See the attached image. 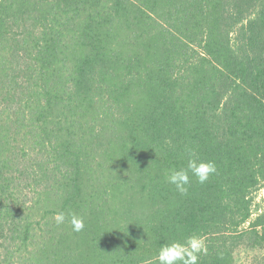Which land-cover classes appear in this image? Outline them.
Returning <instances> with one entry per match:
<instances>
[{
	"label": "trees",
	"instance_id": "16d2710c",
	"mask_svg": "<svg viewBox=\"0 0 264 264\" xmlns=\"http://www.w3.org/2000/svg\"><path fill=\"white\" fill-rule=\"evenodd\" d=\"M263 188L264 0H0V264H264Z\"/></svg>",
	"mask_w": 264,
	"mask_h": 264
},
{
	"label": "clouds",
	"instance_id": "9594fccd",
	"mask_svg": "<svg viewBox=\"0 0 264 264\" xmlns=\"http://www.w3.org/2000/svg\"><path fill=\"white\" fill-rule=\"evenodd\" d=\"M186 166L171 169L167 175V183L174 186L181 195H187L194 177L196 182L203 185L217 173L214 161L201 159L195 149L186 146ZM57 225L67 221L72 226V231L79 233L85 229L84 217L75 213L58 212L54 216ZM121 232V231H120ZM208 252L207 244L202 235L192 234L183 240L174 239L162 244L156 255L158 264H198L201 255Z\"/></svg>",
	"mask_w": 264,
	"mask_h": 264
},
{
	"label": "rangeland",
	"instance_id": "374dc122",
	"mask_svg": "<svg viewBox=\"0 0 264 264\" xmlns=\"http://www.w3.org/2000/svg\"><path fill=\"white\" fill-rule=\"evenodd\" d=\"M256 209L264 207V188L255 193ZM238 264H255V252L243 251L237 256Z\"/></svg>",
	"mask_w": 264,
	"mask_h": 264
}]
</instances>
